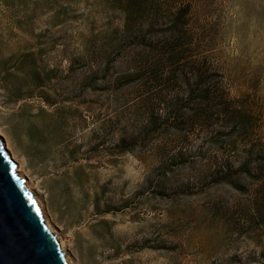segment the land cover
I'll list each match as a JSON object with an SVG mask.
<instances>
[{
	"label": "rangeland",
	"instance_id": "obj_1",
	"mask_svg": "<svg viewBox=\"0 0 264 264\" xmlns=\"http://www.w3.org/2000/svg\"><path fill=\"white\" fill-rule=\"evenodd\" d=\"M0 131L75 264H264V0H0Z\"/></svg>",
	"mask_w": 264,
	"mask_h": 264
},
{
	"label": "water",
	"instance_id": "obj_2",
	"mask_svg": "<svg viewBox=\"0 0 264 264\" xmlns=\"http://www.w3.org/2000/svg\"><path fill=\"white\" fill-rule=\"evenodd\" d=\"M0 140V264H69Z\"/></svg>",
	"mask_w": 264,
	"mask_h": 264
},
{
	"label": "bare ground",
	"instance_id": "obj_3",
	"mask_svg": "<svg viewBox=\"0 0 264 264\" xmlns=\"http://www.w3.org/2000/svg\"><path fill=\"white\" fill-rule=\"evenodd\" d=\"M2 136H3V134H2L1 131H0V140L2 141V145H3V147H4V149H5L6 153H7V155L10 157L9 159H10L12 162H14V163L16 164V166H17L16 170H17L18 174H19V175L23 178V180L25 181V186H26V188L28 189L29 193L32 195V198H33V200L35 201V203L38 205V207H39L40 210L42 211L43 220L49 225V227L52 229L53 233H55V229L53 228V226H52L50 220L48 219L46 213L44 212L43 204L41 203V201H39V199H38L35 195L33 196V193H32V191L30 190V187H29L28 182L24 179L25 177H24V175H23V171H22L20 165H17V164H19V161H18V160L15 158V156L13 155L10 145H9L8 143H5V142L3 141ZM54 235H56V234H54ZM57 238L59 239V236H58ZM59 242H60V245H61V249H62L63 253H64L65 256H66V260H67V262H68L69 264H75V263L71 260V258L69 257V255H67L68 253H67V247H66V243H65V241H63V240H59Z\"/></svg>",
	"mask_w": 264,
	"mask_h": 264
},
{
	"label": "trees",
	"instance_id": "obj_4",
	"mask_svg": "<svg viewBox=\"0 0 264 264\" xmlns=\"http://www.w3.org/2000/svg\"><path fill=\"white\" fill-rule=\"evenodd\" d=\"M207 97V96H206ZM207 98H209V97H207Z\"/></svg>",
	"mask_w": 264,
	"mask_h": 264
}]
</instances>
